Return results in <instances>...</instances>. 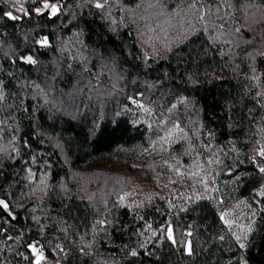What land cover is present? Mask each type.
<instances>
[{"label":"trees","instance_id":"16d2710c","mask_svg":"<svg viewBox=\"0 0 264 264\" xmlns=\"http://www.w3.org/2000/svg\"><path fill=\"white\" fill-rule=\"evenodd\" d=\"M48 2L0 0V264H264V0Z\"/></svg>","mask_w":264,"mask_h":264},{"label":"snow or ice","instance_id":"6c2138e0","mask_svg":"<svg viewBox=\"0 0 264 264\" xmlns=\"http://www.w3.org/2000/svg\"><path fill=\"white\" fill-rule=\"evenodd\" d=\"M86 2H88V0H86ZM16 3H19V0H16ZM107 4H108V0H103V2H100V0H96V2L94 3V7H95L96 9H105L106 6H107ZM45 10H49L51 16H56L57 13H58V11H59V6L56 5V4H51V3H49L48 0H43V7H42V8H37V9H35V12H36L37 14H42L43 11H45ZM20 11H23V9L21 8ZM4 15L7 16V17H9L10 19H13V20L18 19V17L15 16V15H13L12 12H5ZM205 15H207V13L201 14L198 18H199L201 21H203L204 18H205ZM112 23H115V21H112ZM37 43H39L41 46H45V45H47L48 41H47V38H42L41 40L37 41ZM23 59H25L26 62H28V63H32V64L36 63V62L32 59L31 56L25 57V58H23ZM2 98H3V94L0 93V99H2ZM173 107H175V105H173ZM145 110L147 111V109H145ZM175 127H176L177 129H179V124H176ZM179 130H180L181 132H183V129H179ZM209 135H210V134H209ZM258 155H259L261 158H264V149H261V150L258 152ZM217 162H218V161H217ZM212 163H213V161H212L211 159H209V160H208V164H212ZM257 167H258V171H259V173L261 174V178L264 179V166L257 165ZM175 171H176V173H177L178 176H182V175L185 174V173L181 172V170H180L179 168H175ZM190 175H191L192 177H196V176L199 175V173L194 171V172H192ZM172 182L174 183L175 181H172ZM199 183H200L201 185H203L205 192H210V191L213 190V189H211V188L209 187V184H208V177H207V175L201 176V177H200V180H199ZM258 194H259L260 196H264V186L261 187V189L259 190ZM195 198H196V199H201V198H204V197L196 196ZM122 199H123V198H122ZM187 199L191 200V199H193V197H188ZM0 209H3V210H5V211H8V209H9V205H8V203L5 202L4 200H0ZM182 210H186V209H182ZM8 214L11 216V213H10V212H9ZM12 218H14V217H12ZM222 218H223V217H222ZM225 223H229V221L225 220ZM246 231H247L248 233H251V232L253 231V229H252L251 227H248V228L246 229ZM187 235L191 236V233L189 232ZM167 236H168V239L171 240V242H172L173 244H176V243H177L176 239L173 237V233H172L171 228H169V229L167 230ZM241 239H242L241 236H239V235L236 236V240H237V241H240ZM244 239H247V237L245 236ZM185 243H186V247H187V251H188V253L191 254V244H190V242H185ZM240 247H241V248H244L245 245H244L243 243H241V244H240ZM29 248L31 249V252H32L33 254H35V257H36V259H35V264H41V261L44 259V256H43L42 251H40V249H38V247L36 246V244H30V245H29ZM57 248H60V246L57 245ZM60 251H63V249L61 248ZM81 251H83V250H81ZM131 255L136 256L137 253L133 251V252L131 253Z\"/></svg>","mask_w":264,"mask_h":264}]
</instances>
